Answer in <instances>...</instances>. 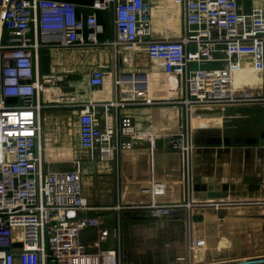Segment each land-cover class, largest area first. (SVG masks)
Instances as JSON below:
<instances>
[{"label":"built area","instance_id":"2783aa9c","mask_svg":"<svg viewBox=\"0 0 264 264\" xmlns=\"http://www.w3.org/2000/svg\"><path fill=\"white\" fill-rule=\"evenodd\" d=\"M183 19L179 37L154 35L151 0H103L89 7L56 0H4L0 11V264H120L117 250L103 247L110 231L120 233V219L111 230L102 213L84 195L79 158L71 166L53 164L41 148L42 104L39 94L53 75H38L39 51L51 46L109 44L114 49L144 50L168 76L177 79L172 93L159 102L194 106L264 104V84L238 85L235 74L264 69V3L245 6L244 0H174ZM111 10L115 36L100 40L105 30L100 10ZM207 63L215 66L203 67ZM106 76L105 64L84 73L91 89ZM145 76H148L147 74ZM61 78V76H60ZM145 79V80H144ZM121 92L129 96L102 103L67 96L62 105L77 108L79 148L91 159L104 160L138 142L132 118L114 122L107 111L125 104H151L147 78L131 73ZM8 98H13L9 100ZM150 150L157 135L147 129ZM170 148L181 156L183 193L190 197L193 167L186 133L174 135ZM165 183L152 179L142 191L150 201L137 204L151 218H165L185 208L182 201L164 203ZM225 202V201H221ZM227 203V202H225ZM186 203L190 223L193 208ZM198 207V206H197ZM120 208V206H118ZM95 234L92 243L83 231ZM19 242L20 245L14 244Z\"/></svg>","mask_w":264,"mask_h":264},{"label":"crops","instance_id":"0c3cea01","mask_svg":"<svg viewBox=\"0 0 264 264\" xmlns=\"http://www.w3.org/2000/svg\"><path fill=\"white\" fill-rule=\"evenodd\" d=\"M151 3V23L154 29V35L167 38L181 36L183 33V19L180 8L175 4V1L151 0ZM114 36L113 24L111 29L105 26L104 32L98 35L100 40L112 39ZM141 51V48L137 50L126 48L116 50L109 44H96L91 46H51L42 47L40 49L38 75L39 77L42 75H53L52 81L45 84L43 91L39 94V98L42 104H44L41 111V148L43 156L47 159H67L61 162L56 161L53 164L60 168H68L71 166V162L68 159L79 158L82 177V171H86L84 168L82 170V160L97 159H91L86 156L87 154H85L86 158L84 159V157L80 158L76 156H73V158L54 156L53 153V151L62 148V146L65 149L69 148L65 147L66 145L64 144L62 145L65 139L60 134L61 131L58 133L56 132L55 135L52 130L53 126L51 125L54 119L56 120V125L60 127V122H63L65 116L70 126L67 130V140L68 142H72L74 145L73 147L79 148L77 108L71 105H62L60 101L65 100L69 94L74 96V100H93L98 104L97 109L104 114L101 104L108 103L118 98L122 95L120 88L124 89L128 85L126 82L121 85H116L115 79L117 77L125 81L131 73H135L138 77L147 74L150 82L149 91L155 100L153 103L135 104L129 102L122 107L113 106L107 111V114L111 115L114 122L124 115L130 116L135 124L137 132L140 134L138 142L132 149L121 151L111 158L104 159L113 160V162H109V165H112V181L110 185L101 187V185L97 183L95 190L92 191L95 195L93 198L88 192H85L83 187L84 195L92 206H94L93 209L88 211V214L102 213L110 229L115 222L116 215L117 219H120L119 235L115 236L112 231H110L108 240L103 242L101 246L116 249L120 264H197L201 261L202 263H207L233 256L242 257L244 251L236 255L227 249L223 250L224 247L221 246L219 241H215L213 247H209L202 253L200 251L195 254L193 252L189 253L187 248L181 247L179 243L173 247L169 245L163 247L159 246L153 237L146 238L138 236L141 230L153 228L159 223L185 220L186 210L184 208L175 210L170 217L158 219H152L146 214H138L136 217L141 218L140 220L124 223L127 216L125 214L127 212L139 213L141 209L135 206L150 201V195L143 192L142 188L148 186L152 179H158L165 183V193L158 197V200L161 202L171 203L182 201L184 194L183 186L180 181L181 156L178 152L169 150L162 139L163 135L166 136L168 133L171 134L175 130L170 122V115L176 107L167 106L168 103H163L162 101L159 102L167 98L170 93L173 92H169L168 90L173 89L176 84L172 86L167 80H162L160 77H157L158 72H156L148 62L144 65L143 62L139 60ZM99 64H105L106 76L104 78V84L98 88L91 89L85 83L84 73L90 71ZM215 65L216 63H207L204 64L203 67ZM66 107L68 108V113L63 116L59 114L60 111L55 110V108ZM147 129L150 131L153 130L154 132H156L155 129H157L159 133H156L157 145L153 148V152L150 150L148 134L145 133ZM174 135L177 136L179 134ZM44 136H47L45 140ZM225 156H227V153ZM259 159L260 160H258V158L249 160H227V157L224 158V156H221L216 151H200L192 158L193 176L197 180L202 179L203 183L208 182V186H213L214 188V183L218 184L219 181L228 180L237 185L242 180V175H254L258 178H255L257 186L259 187L260 185L261 188H264V160H261V158ZM261 163L263 166H261ZM84 166H87V169H89L90 162L88 161ZM259 181L261 183H259ZM223 183L221 182V184ZM228 191L229 190L224 193L225 198H223L224 196L216 197L212 192L209 193L212 194V197L214 196V198H216L215 201H225L227 202L226 204H231L228 205V208L231 209L235 201L233 200V195L228 193ZM212 201L210 200V202ZM247 201L250 203L249 205L246 204L248 206L264 204V198H261V200L252 199ZM116 204L120 206L117 212L114 210ZM241 205L245 206L244 204ZM255 207L256 209L254 211L256 214L252 213L251 215L257 217L261 216L263 218V208L260 207L259 209V206ZM210 209L212 208H209V210ZM202 213L203 217L206 219L208 214H206V212ZM208 217H212V214L207 216V218ZM145 218H150V220L153 221H141L145 220ZM151 224L154 226H150ZM246 228L248 229V226H246ZM150 234L154 235L153 232ZM94 237L95 234L92 230L83 231L81 234V240L87 244L92 243ZM256 246H258L257 249H259L260 244ZM252 252L255 251L253 250Z\"/></svg>","mask_w":264,"mask_h":264},{"label":"rangeland","instance_id":"374dc122","mask_svg":"<svg viewBox=\"0 0 264 264\" xmlns=\"http://www.w3.org/2000/svg\"><path fill=\"white\" fill-rule=\"evenodd\" d=\"M244 3L246 7H249L252 4L264 3V0H244ZM99 16L104 20L106 28L108 26L111 29V10H100ZM140 54L139 60L142 61L144 65L146 62L151 64L155 71L158 72L157 77H160L162 80H167L172 86L176 84L177 79L174 75L168 76L164 74L161 68L156 66L155 63L148 58L144 50H142ZM250 73V71H245L235 74L237 84H253L256 82L264 84V69L257 72L255 76H252ZM168 91L171 92L172 89ZM71 95L72 94H69L68 96ZM122 96H129V94L122 92ZM64 101L65 100L60 101L61 104H63ZM167 106L176 107L170 115V122L175 130L171 134L168 133V135L162 136L163 142L169 150H174L170 148L172 136H174V134L186 133L189 136L192 146V158L200 151L208 152L212 150L224 156V158L227 157V160H249L256 158H258V160H260L259 158L264 160V104H223L209 107L194 106L189 110L188 114H186L185 108L182 105L168 104ZM55 110L60 111L59 114L62 116L68 113L67 107L55 108ZM55 122L56 120L53 119L51 124L53 126V133L56 135V132L58 133L61 131L60 134L65 139V142L61 141L62 145L64 144L66 145L65 147L69 148L65 149L62 146V148L56 149L53 151L54 156L66 158H73V156H76L80 158L84 157L85 159L86 152L73 147L74 145L72 142H68L67 140V130L70 126L68 125L66 116L63 118V122H60V127L57 126ZM155 131L158 133L157 129H155ZM46 137L47 136H44V140ZM174 151L180 154L178 150ZM226 153L227 156H225ZM88 161L90 162L89 169H87V166H84ZM111 161L113 162V160H82V170L83 168L86 170L85 172L82 171L83 187L85 192H88L92 198L95 197L92 191L95 190L97 183L101 185V187L110 185L112 181V165H109V162ZM261 166H263V164ZM180 176L182 184V172ZM253 176L254 175H242V180L237 185L228 180L219 181L218 184L214 183V188L213 186H208L207 181V183H203L202 179L197 180L193 176L190 197L188 198L185 193L182 197L185 210H187L186 203L188 199L191 205L196 204V202L204 203L210 202V200L215 201L216 198H214V196L222 197L227 190H229L228 193L233 195V200L235 201L232 208H228V205L231 204L223 206L217 205L210 210L209 208L202 207V209H200L197 206L190 205L194 212H206V214H208L207 216L212 214V217L207 218L206 216V219L203 217L202 221L192 220L190 223H188L186 219L175 222H162L153 228L139 230L140 233H138V236L146 238L153 237L156 243L163 247L166 245L173 247L179 243L181 247L187 248L189 253L193 252L195 254L200 251L202 253L211 246L213 247L215 241H219L221 246L224 247L223 250L227 249L236 255L242 253L241 251L246 253L251 252L253 254V250L255 252L263 250L264 217L252 216L251 214H256L254 211L256 209L255 206H259V209L262 207L264 211V204L246 205V202H249L247 200H261V198H264V188H261L260 185L259 187L257 186V181L255 179L257 177ZM221 182L224 183L221 184ZM259 183L261 182L259 181ZM209 192H212L214 196L212 197V194ZM223 198H225V196ZM118 206L119 204L114 206L116 212L118 211ZM138 214H145V212L143 210H140L139 213L127 212L125 214L127 216L124 223L140 220L141 218L136 217ZM141 221L150 222L153 220L145 218V220ZM116 223L117 215L111 229L116 226ZM150 226L154 225L151 224ZM246 226H248V229ZM152 232L154 235L150 234ZM256 243L260 244L259 249H257L258 246L256 245L258 244Z\"/></svg>","mask_w":264,"mask_h":264},{"label":"water","instance_id":"95a60500","mask_svg":"<svg viewBox=\"0 0 264 264\" xmlns=\"http://www.w3.org/2000/svg\"><path fill=\"white\" fill-rule=\"evenodd\" d=\"M4 0H0V11H1V6ZM56 1H62V2H69L76 4L81 7H89L94 5L95 2H102L103 0H56ZM9 100H13V98H8ZM157 145V141H156ZM246 204H250L249 202H246ZM217 205H226L225 202L221 201H212V202H204V203H199L197 206L202 209L204 208H214ZM191 220L193 221H202L203 220V213L201 212H193ZM14 244L20 245L19 242H15ZM244 255L242 257H229L226 259H222L219 261H211L207 263H202L199 262L197 264H264V253L260 254H249L246 255V253L243 252Z\"/></svg>","mask_w":264,"mask_h":264},{"label":"bare ground","instance_id":"6f19581e","mask_svg":"<svg viewBox=\"0 0 264 264\" xmlns=\"http://www.w3.org/2000/svg\"><path fill=\"white\" fill-rule=\"evenodd\" d=\"M140 78H145V75H143L142 77H140ZM146 78L148 79V76H146ZM145 80V79H144ZM148 84H150V82H149V80H148ZM259 253H261V252H264V249L263 250H259L258 251ZM257 252V253H258ZM253 253H255V252H253ZM249 254H252L251 252L250 253H247L246 255H249ZM176 260V259H175ZM202 262V261H201ZM173 263V262H172ZM206 263V262H205Z\"/></svg>","mask_w":264,"mask_h":264},{"label":"flooded vegetation","instance_id":"af4514ba","mask_svg":"<svg viewBox=\"0 0 264 264\" xmlns=\"http://www.w3.org/2000/svg\"><path fill=\"white\" fill-rule=\"evenodd\" d=\"M261 253H264V252H261ZM253 254H260L259 252L257 253V252H255V253H253Z\"/></svg>","mask_w":264,"mask_h":264}]
</instances>
